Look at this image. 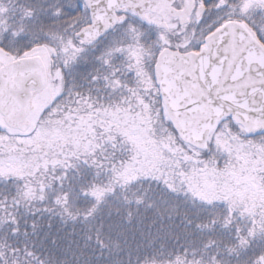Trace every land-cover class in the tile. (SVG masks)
Segmentation results:
<instances>
[{
	"label": "snow or ice",
	"instance_id": "6c2138e0",
	"mask_svg": "<svg viewBox=\"0 0 264 264\" xmlns=\"http://www.w3.org/2000/svg\"><path fill=\"white\" fill-rule=\"evenodd\" d=\"M105 218H151L128 264H264V0H0V264L117 258Z\"/></svg>",
	"mask_w": 264,
	"mask_h": 264
},
{
	"label": "trees",
	"instance_id": "16d2710c",
	"mask_svg": "<svg viewBox=\"0 0 264 264\" xmlns=\"http://www.w3.org/2000/svg\"><path fill=\"white\" fill-rule=\"evenodd\" d=\"M139 126V125H138ZM205 191H207L208 188H212V182L211 181H205ZM203 194V193H202ZM131 195V194H129ZM87 208V205H82L81 210H85ZM113 208H115V205H113ZM133 214L135 215V210H133ZM149 217H151V214H149ZM143 218V213H141V216L138 217V219ZM115 219V217H114ZM105 233L102 237L103 243L106 248H111L113 251H115L117 248L120 249V255L117 258L111 257L109 252H104L103 256L108 258L101 261H95L92 260L91 264H113L114 259H119L121 264H128V253H136L138 246H143V239L141 238V233H144L146 236V228L149 227L152 224L151 218L148 220H144L143 223H137L134 221L131 225L124 224L122 227L117 229H112L111 234H109V231L107 229L108 220L105 218ZM73 225L71 222L69 223V228H72ZM81 225L77 224L75 225L77 235L75 237H69L73 241L71 247L68 249V255L61 259L58 264H89V257L92 256V252L90 250H95L96 252H99V249L96 248V245L93 243H89L88 249L85 250L83 247L78 248L77 245L83 243L81 236H80V229ZM175 236L174 234H169L166 239H161L158 242L161 244H164L165 246L171 248L172 243L174 242ZM75 257V258H74ZM155 264H166V261L168 259L167 256H161L157 255L155 258ZM197 260L200 261V264H207L206 257L201 256L197 254L196 257ZM136 262V255H132V264H135ZM56 264V262H54ZM142 264H153V258L147 257L145 261L142 262Z\"/></svg>",
	"mask_w": 264,
	"mask_h": 264
},
{
	"label": "rangeland",
	"instance_id": "374dc122",
	"mask_svg": "<svg viewBox=\"0 0 264 264\" xmlns=\"http://www.w3.org/2000/svg\"><path fill=\"white\" fill-rule=\"evenodd\" d=\"M138 115H139V114H137V116H138ZM125 118H126V120H132V119H134V117L132 116V114L127 113V112H125ZM138 125H139V124H132V125H130V128H131V129L138 128V127H139ZM125 131H129V130L126 129ZM130 138H131V137H130ZM141 146H143V147L145 148L146 151H150V149H148L147 145H143V144L141 143ZM234 176H235V178H236V180H235L236 183H241V182H243L244 180H247V177H240L239 172H236V173L234 174ZM213 187H214V184H212V188H213ZM237 191H238V194L242 197V196L244 195V193H245L246 191H248V188L245 186L244 189H238ZM203 194H207V191H204Z\"/></svg>",
	"mask_w": 264,
	"mask_h": 264
}]
</instances>
